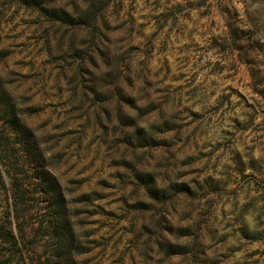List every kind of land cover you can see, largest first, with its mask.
Listing matches in <instances>:
<instances>
[{
	"label": "rangeland",
	"instance_id": "rangeland-1",
	"mask_svg": "<svg viewBox=\"0 0 264 264\" xmlns=\"http://www.w3.org/2000/svg\"><path fill=\"white\" fill-rule=\"evenodd\" d=\"M0 264H264V0H0Z\"/></svg>",
	"mask_w": 264,
	"mask_h": 264
}]
</instances>
